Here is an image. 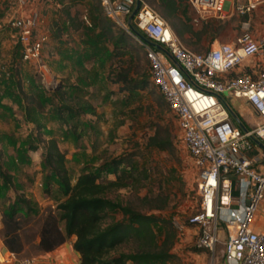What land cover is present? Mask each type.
Instances as JSON below:
<instances>
[{
  "label": "rangeland",
  "instance_id": "374dc122",
  "mask_svg": "<svg viewBox=\"0 0 264 264\" xmlns=\"http://www.w3.org/2000/svg\"><path fill=\"white\" fill-rule=\"evenodd\" d=\"M146 2L157 8L159 0ZM11 7L12 0H0V165L11 176L7 184L0 177V231L1 214L18 198H26V205L18 203L23 212L27 206L32 208L28 218L19 214L27 241L24 255L36 256L33 246L42 219L48 210L56 211L55 205L63 199L55 178L46 183L50 169L41 161L44 141L50 138L65 154L72 183L83 171L98 170L112 158H126L138 178L134 187L119 191L122 200L141 212H155L173 227L174 222L187 224L199 204L198 171L181 141L176 119L151 81L139 42L130 35L121 55H114L112 43L101 32L107 19L97 0H37V31L47 38L42 58L27 63L20 58L8 23ZM179 15L199 32L202 23L194 21L195 13L186 3ZM243 23L249 24L253 36L263 34L264 3L248 15L208 21L206 32L200 36L186 33L181 41L201 53L217 41H235L244 31ZM123 70H129V76L138 81L146 77L144 88L120 91L121 85L114 80ZM57 89L67 103L87 102L93 111L87 109L79 117L66 115L67 122L62 123L51 109L60 102ZM156 132L171 135L169 149L148 147V138ZM154 206L163 207L152 210ZM196 238L193 228L177 231L171 249L174 264L211 263L212 255L195 246ZM133 247L128 244L121 250L128 252ZM222 247L221 240L215 252L220 259Z\"/></svg>",
  "mask_w": 264,
  "mask_h": 264
},
{
  "label": "built area",
  "instance_id": "2783aa9c",
  "mask_svg": "<svg viewBox=\"0 0 264 264\" xmlns=\"http://www.w3.org/2000/svg\"><path fill=\"white\" fill-rule=\"evenodd\" d=\"M37 0H12L8 23L20 46L21 58H42L47 36L38 33ZM105 18L124 29L142 46L151 81L176 119L181 141L197 169L199 204L187 224L174 222L176 231L196 230L195 246L212 255L225 230L222 256L227 264H264V229L252 224L264 200V175L255 164L256 143L264 146V33H243L231 43L215 42L204 52L186 47L166 20L145 0H97ZM137 1L139 7L134 12ZM264 0H186L198 23L226 21L250 14ZM83 19L88 22L87 17ZM143 33L144 42L132 30ZM152 44H158L157 49ZM244 99L259 123L238 125L231 115V99ZM9 259L36 264L33 257Z\"/></svg>",
  "mask_w": 264,
  "mask_h": 264
},
{
  "label": "trees",
  "instance_id": "16d2710c",
  "mask_svg": "<svg viewBox=\"0 0 264 264\" xmlns=\"http://www.w3.org/2000/svg\"><path fill=\"white\" fill-rule=\"evenodd\" d=\"M150 1L154 3L156 0ZM184 3L186 0H159L157 8L151 6L164 20L169 21L168 24L180 39L186 33L200 36L208 30L209 24L202 22L201 29L196 33L194 26L179 15ZM103 21L101 32L112 43L114 55H121L120 51L125 48L130 34L108 19ZM112 27L118 30L114 32ZM132 30L147 40L143 33L135 28ZM17 46L20 51L18 43ZM114 82L121 85L120 91L129 92L143 89L147 78L138 81L129 76V70H123L116 74ZM56 93L60 102L52 105L51 109L64 124L67 122L66 115L79 117L87 109L93 111L87 102L82 105L78 102L76 106L67 103L61 89H57ZM44 144L45 148L40 153L41 161L43 166L50 169L46 183L49 185L50 177L55 178L63 199L55 205L57 212L48 210L42 219L33 246L36 256L55 249L73 236L72 247L79 255L77 264H174L176 256L171 249L177 231L172 223L155 212H141L121 198L119 191L134 187L138 178L128 159L112 158L98 170L79 173L72 183L65 166V154L60 151L56 141L50 138ZM147 145L169 149L172 146L171 135L167 133L161 136L156 132L148 138ZM103 173L110 174L111 178ZM0 177L4 184L10 182L11 176L2 170L1 165ZM18 203L26 205L27 199L18 198L1 214L0 239L17 259L30 258L24 255L27 241L21 232L19 214L28 218L32 208L27 206V211L23 212ZM162 207L154 206L151 209L159 210ZM128 244H134L133 249L122 251L121 248Z\"/></svg>",
  "mask_w": 264,
  "mask_h": 264
},
{
  "label": "crops",
  "instance_id": "0c3cea01",
  "mask_svg": "<svg viewBox=\"0 0 264 264\" xmlns=\"http://www.w3.org/2000/svg\"><path fill=\"white\" fill-rule=\"evenodd\" d=\"M259 68H264V58L260 59ZM232 112L236 115L238 125L244 127H252L259 123V118L253 111V109L245 102L244 99L233 98L230 101ZM252 153H257L259 156V161L255 164V168L264 175V148L256 143V147ZM252 229L254 231H261L264 229V200L261 202L257 209L255 220L252 224ZM225 239V230L222 228L220 232V241ZM74 237H69L64 243L56 247L55 249L41 253L34 256L36 264H77L79 255L74 251L73 244ZM219 241V242H220ZM9 251L4 246L2 240L0 239V264H18L17 261L9 259ZM218 264H227L222 256L221 259L216 256Z\"/></svg>",
  "mask_w": 264,
  "mask_h": 264
},
{
  "label": "water",
  "instance_id": "95a60500",
  "mask_svg": "<svg viewBox=\"0 0 264 264\" xmlns=\"http://www.w3.org/2000/svg\"><path fill=\"white\" fill-rule=\"evenodd\" d=\"M138 7H139V2L137 1V3H136V7H135V9H134V12L131 14V16L129 17V21L131 20V18H132V16H133V14L136 12V10L138 9ZM142 41H144V42H147V43H149V41L148 40H145L144 38H140ZM154 47H156L157 49H160L161 47L158 45V44H152ZM231 115H232V117L238 122V119H237V117H236V115L231 111ZM241 125V124H240ZM263 148H264V146L261 144V143H259Z\"/></svg>",
  "mask_w": 264,
  "mask_h": 264
}]
</instances>
